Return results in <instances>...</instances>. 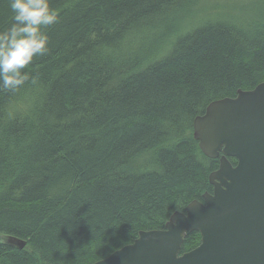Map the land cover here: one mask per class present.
Listing matches in <instances>:
<instances>
[{
	"label": "trees",
	"instance_id": "obj_1",
	"mask_svg": "<svg viewBox=\"0 0 264 264\" xmlns=\"http://www.w3.org/2000/svg\"><path fill=\"white\" fill-rule=\"evenodd\" d=\"M49 3V51L0 88V236L25 242L0 264H94L162 230L212 193L193 120L264 81V0Z\"/></svg>",
	"mask_w": 264,
	"mask_h": 264
},
{
	"label": "water",
	"instance_id": "obj_2",
	"mask_svg": "<svg viewBox=\"0 0 264 264\" xmlns=\"http://www.w3.org/2000/svg\"><path fill=\"white\" fill-rule=\"evenodd\" d=\"M193 138L204 156L219 158L212 193L94 264H264V81L211 102L193 120ZM189 232H198L200 243L180 255ZM0 242L25 245L10 236Z\"/></svg>",
	"mask_w": 264,
	"mask_h": 264
},
{
	"label": "clouds",
	"instance_id": "obj_3",
	"mask_svg": "<svg viewBox=\"0 0 264 264\" xmlns=\"http://www.w3.org/2000/svg\"><path fill=\"white\" fill-rule=\"evenodd\" d=\"M13 23L0 30V88L16 91L30 79L24 71L49 51L45 31L58 22L49 0H9ZM36 85L38 78L31 77Z\"/></svg>",
	"mask_w": 264,
	"mask_h": 264
},
{
	"label": "bare ground",
	"instance_id": "obj_4",
	"mask_svg": "<svg viewBox=\"0 0 264 264\" xmlns=\"http://www.w3.org/2000/svg\"><path fill=\"white\" fill-rule=\"evenodd\" d=\"M196 1V0H195ZM261 1V0H260ZM203 2V1H202ZM255 2V1H254ZM237 6V5H236ZM186 7V6H185ZM240 7V6H239ZM257 7V6H256ZM190 8H191V6H190ZM183 9V8H182ZM249 10V9H248ZM231 11H233V10H231ZM264 11V10H263ZM241 12V11H240ZM262 12V11H261ZM195 13V12H194ZM248 15V14H247ZM257 15V14H256ZM260 15V14H259ZM250 17H251V15H250ZM257 19V18H256ZM158 20H159V18H158ZM259 20V19H258ZM264 21V20H263ZM263 24V23H262ZM175 25V24H174ZM173 26V25H172ZM170 27V26H169ZM166 28V27H165ZM253 28V27H252ZM163 29V28H162ZM232 29V28H231ZM237 30V29H236ZM246 32V31H245Z\"/></svg>",
	"mask_w": 264,
	"mask_h": 264
}]
</instances>
